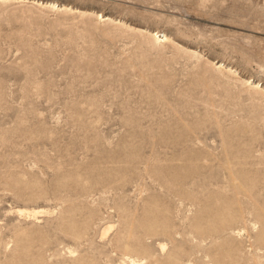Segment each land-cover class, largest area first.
<instances>
[{
  "label": "rangeland",
  "instance_id": "374dc122",
  "mask_svg": "<svg viewBox=\"0 0 264 264\" xmlns=\"http://www.w3.org/2000/svg\"><path fill=\"white\" fill-rule=\"evenodd\" d=\"M0 1V264H264V0Z\"/></svg>",
  "mask_w": 264,
  "mask_h": 264
},
{
  "label": "bare ground",
  "instance_id": "6f19581e",
  "mask_svg": "<svg viewBox=\"0 0 264 264\" xmlns=\"http://www.w3.org/2000/svg\"><path fill=\"white\" fill-rule=\"evenodd\" d=\"M4 1H5V0H4ZM8 1H9V0H8ZM10 1H11V0H10ZM206 1H207V0H199V4H200V5H203ZM0 2H2V1H0ZM35 2H37V1H35ZM35 2H34V3H35ZM207 2H208V1H207ZM36 5H37V4H36ZM43 5H44V4H43ZM43 5H42V6H43ZM46 5H47L48 7H50V8L55 7V3L50 4V5L46 4ZM46 5H45V6H46ZM65 7H66V6H65ZM57 8H58V7H57ZM53 9H54V8H53ZM66 9H67V8H66ZM67 10H68V9H67ZM95 16H96V14H95ZM107 19H109V18H107ZM151 34H152V33H151ZM151 34H150V35H151ZM155 35H157V34H155ZM155 35H152V36H155ZM156 37H157V36H156ZM162 37H163V39L160 40V41L169 42V38H168L166 35H163ZM153 39H154V38H153ZM156 40L159 41L158 39L155 38L154 41H156ZM255 50H256V49H255ZM218 68H220V69L223 68V65H219ZM35 212H37V211H30L29 215H30V216H35ZM109 228H110V226H108V227L105 228V230H104V232H103V236L106 235V232L109 231V230H108ZM107 230H108V231H107Z\"/></svg>",
  "mask_w": 264,
  "mask_h": 264
}]
</instances>
